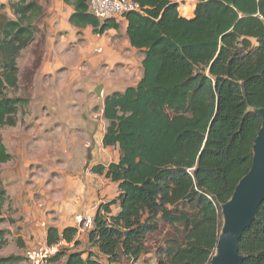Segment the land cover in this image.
<instances>
[{
    "label": "trees",
    "instance_id": "16d2710c",
    "mask_svg": "<svg viewBox=\"0 0 264 264\" xmlns=\"http://www.w3.org/2000/svg\"><path fill=\"white\" fill-rule=\"evenodd\" d=\"M88 0H62L68 23L102 36L115 20L87 13ZM125 35L142 54L135 86L105 96L103 148L118 158L91 172L116 185L117 195L98 205L87 249L77 229L49 227L46 244L59 241L63 264H210L223 226L221 206L248 173L264 109V0H132ZM192 5V17L179 10ZM9 11L10 15L6 12ZM35 0L0 4V129L18 123L26 99L18 90L17 60L33 43ZM12 160L0 135V171ZM8 201L0 176V224ZM12 222V221H10ZM6 231L0 230V247ZM159 236L157 240L154 237ZM242 264H264V203L239 242ZM0 256V264L21 261ZM145 264H148L145 261Z\"/></svg>",
    "mask_w": 264,
    "mask_h": 264
},
{
    "label": "crops",
    "instance_id": "0c3cea01",
    "mask_svg": "<svg viewBox=\"0 0 264 264\" xmlns=\"http://www.w3.org/2000/svg\"><path fill=\"white\" fill-rule=\"evenodd\" d=\"M48 3L52 6L48 8L52 34L58 37V41H51V45L57 44L55 48L58 49L60 39L70 35L73 38L72 43L82 52L81 62H79L81 67L87 69L84 74L99 71L96 74L95 83L91 85L100 86L101 92L100 97H97L94 93L96 88L92 91L88 90L87 97L90 96V101L86 106L83 104L74 109L75 112H71L73 118L71 124H74V128L69 131V134L71 137L72 135L76 138L80 137V140L77 139L80 141V146L75 159L64 154L59 155L61 160L57 161L68 164L48 168L49 165H45L47 160L44 156L30 155L32 154L30 146L44 139V135L57 134L55 127L61 124H52L44 118L38 119V116L34 123L28 122L25 125L22 138L17 130L18 125L12 128L16 133L5 147L12 156V160L2 165V167L5 166L9 179L6 194L9 206H12L14 213L11 220H14L17 223L16 226L20 228L19 234L22 239L31 240L33 236V239L38 240L39 238L40 240L37 243L28 244L29 247L25 250L45 243L49 227H54L59 232L67 227L77 229L78 217L88 216L93 219L98 205L117 195L115 184L103 175L91 172L94 166L106 167L116 162L118 158L116 148H103L102 146L106 128V122L102 118L103 100L105 96L113 92H122L127 87L135 86L142 76V54L131 48L128 43L125 35L127 25L125 18L116 21L117 30H109L102 36H97L92 34L90 27L77 29L69 25L68 18L72 13V8L64 5L62 0H48ZM84 34H86V39H84ZM88 39L93 42L85 43ZM51 53V50H48L46 57L48 58ZM99 55L104 57L99 59ZM85 60L88 61V65L84 64ZM47 61L48 68L46 69H50L48 73L50 75L44 73V76L52 77L58 74L59 69H51L49 58ZM103 74H106V77H103ZM28 139H32V144ZM60 148L66 151V148L62 146ZM87 159H89V166L85 170ZM113 192L116 193L112 195ZM8 230L11 229L8 228ZM83 237L85 238L86 234L75 236L80 245ZM85 239L87 245V237ZM67 246L73 247L71 244ZM101 260L105 261V259Z\"/></svg>",
    "mask_w": 264,
    "mask_h": 264
},
{
    "label": "rangeland",
    "instance_id": "374dc122",
    "mask_svg": "<svg viewBox=\"0 0 264 264\" xmlns=\"http://www.w3.org/2000/svg\"><path fill=\"white\" fill-rule=\"evenodd\" d=\"M36 1L41 4L43 15L33 23L35 27L33 43L21 53L20 58L17 60L18 90L9 93V96L26 99V104L20 105L17 115V130L20 133V138H22L25 125L28 122L34 123L38 116V119L44 118L52 124H61V126L55 127L58 132L57 134L44 135V139L33 144L32 139H28L30 144H32L30 146L32 154L30 155L37 154L44 156L47 160L45 165H49L48 168H52V166L68 164L58 163L57 161L61 160L59 155L68 154L67 156H72L73 159L76 158L80 146V141L77 139L80 140V137H73L72 134L71 137L69 134V131L74 128V124H71L73 119L71 112H75L73 110L83 104L86 106L87 102L90 101V96L87 97V93L88 90L92 91L96 88V85L92 86L91 84L95 83L96 74L99 71H94L93 74H84V71L87 72V69H84L80 65L82 52L72 43L73 38L70 35L67 38L60 39L58 49L55 48L57 44L51 45L53 40L58 41L57 35L52 34V26L49 23L50 10L48 8L52 6L48 3V0ZM7 3L8 0H0V4L7 5ZM6 12L10 15L7 9ZM179 13L183 17H192V5L187 3L185 8L179 10ZM78 35L80 36L81 34L79 33ZM84 35V39H86V34ZM88 41L93 42L88 39L85 43H88ZM67 49L69 50L65 51ZM48 50L52 52L48 57L50 60V68L55 70L59 69L57 71L58 74L52 75V77L44 76V73L46 75L50 73V69H46L48 68V58L46 57ZM103 57V55H99V59ZM83 62L88 65L87 60ZM43 66H45L44 69ZM103 77H106V74H103ZM40 115L43 116L40 117ZM14 133H16L15 129L12 128L0 129V135L5 147L10 143L9 141ZM61 146L62 148H66V151L61 150ZM0 176L3 184L7 187L9 179L5 166L1 168ZM116 192H113L112 195ZM11 207L7 201L2 213L3 217L7 220L0 224V230L6 231L7 233L5 235V244L0 247V256L20 257L22 258L21 261L10 264H26L24 258L25 248L29 247L28 244L30 245L32 242L37 243L40 240L39 238L38 240L33 239V236H31V240L21 238L19 234L20 228L16 226L17 223L14 220H11L14 214ZM8 228L11 230H8ZM85 238H81V245L76 250L80 251L88 248L85 244ZM159 238V236H156L153 240ZM70 248L68 249L70 250ZM145 261L148 264H154L155 258L151 255L144 257L139 264H145ZM101 264L108 263L101 260Z\"/></svg>",
    "mask_w": 264,
    "mask_h": 264
},
{
    "label": "water",
    "instance_id": "95a60500",
    "mask_svg": "<svg viewBox=\"0 0 264 264\" xmlns=\"http://www.w3.org/2000/svg\"><path fill=\"white\" fill-rule=\"evenodd\" d=\"M101 87L94 93L100 97ZM261 128L253 144V157L248 173L239 181L230 200L221 206L223 226L210 264H242L239 242L255 220L264 203V109L256 111ZM89 166L86 160L85 170Z\"/></svg>",
    "mask_w": 264,
    "mask_h": 264
},
{
    "label": "built area",
    "instance_id": "2783aa9c",
    "mask_svg": "<svg viewBox=\"0 0 264 264\" xmlns=\"http://www.w3.org/2000/svg\"><path fill=\"white\" fill-rule=\"evenodd\" d=\"M140 7L132 0H88L87 13L97 19L115 20L125 18L128 13L139 12ZM77 234H86L92 228V218H77ZM67 243L59 241L53 245H47L46 242L37 244L35 248L24 251L26 264H63L61 261H53L58 251L67 248Z\"/></svg>",
    "mask_w": 264,
    "mask_h": 264
}]
</instances>
